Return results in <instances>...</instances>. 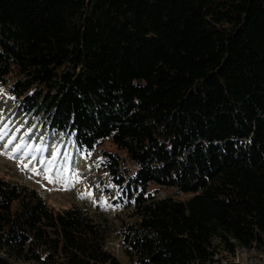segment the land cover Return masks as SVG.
<instances>
[{
	"label": "trees",
	"instance_id": "trees-1",
	"mask_svg": "<svg viewBox=\"0 0 264 264\" xmlns=\"http://www.w3.org/2000/svg\"><path fill=\"white\" fill-rule=\"evenodd\" d=\"M0 85L98 154L130 264L264 251V0H0ZM110 235L0 177V264H123Z\"/></svg>",
	"mask_w": 264,
	"mask_h": 264
},
{
	"label": "rangeland",
	"instance_id": "rangeland-1",
	"mask_svg": "<svg viewBox=\"0 0 264 264\" xmlns=\"http://www.w3.org/2000/svg\"><path fill=\"white\" fill-rule=\"evenodd\" d=\"M0 133H3L0 177L35 188L56 210L77 206L88 209L98 219L106 218L111 228L106 248L123 264H130L122 247L120 229L123 222L131 219L124 208L115 204L116 191L106 173L98 168V154L78 153L71 138L50 132L44 120L25 114L1 85ZM102 149L116 152L110 143H105ZM33 167L36 172L31 170ZM45 176L54 177L59 183H51ZM88 192L91 197L86 195ZM168 193L171 191H163L161 195ZM229 259L237 264H264V251L238 247Z\"/></svg>",
	"mask_w": 264,
	"mask_h": 264
},
{
	"label": "snow or ice",
	"instance_id": "snow-or-ice-1",
	"mask_svg": "<svg viewBox=\"0 0 264 264\" xmlns=\"http://www.w3.org/2000/svg\"><path fill=\"white\" fill-rule=\"evenodd\" d=\"M2 136H3V133H0V138H2ZM49 163H50V162H49ZM24 167L27 168L28 165L25 164ZM31 170H32L33 172H36V171H37L35 167H33ZM48 171H51V169L49 168ZM38 174H40V173H38ZM45 179H48L49 182H51V183H59V180H58V179H56V178H54V177H51V176H45ZM77 182H78V181H77ZM64 190H67V189L65 188ZM86 195H87L88 197H91V196H92V193H91V192H88V193H86ZM81 198H85V194H81ZM104 203L107 204V201H104Z\"/></svg>",
	"mask_w": 264,
	"mask_h": 264
}]
</instances>
